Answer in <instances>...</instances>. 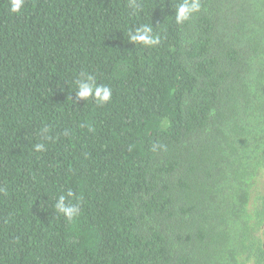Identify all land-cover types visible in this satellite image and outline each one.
<instances>
[{
  "label": "trees",
  "instance_id": "trees-1",
  "mask_svg": "<svg viewBox=\"0 0 264 264\" xmlns=\"http://www.w3.org/2000/svg\"><path fill=\"white\" fill-rule=\"evenodd\" d=\"M179 2L0 0V264H264V0Z\"/></svg>",
  "mask_w": 264,
  "mask_h": 264
},
{
  "label": "clouds",
  "instance_id": "clouds-1",
  "mask_svg": "<svg viewBox=\"0 0 264 264\" xmlns=\"http://www.w3.org/2000/svg\"><path fill=\"white\" fill-rule=\"evenodd\" d=\"M25 0H10L9 11L10 13L19 14L24 6ZM130 6L134 9H139L140 4L136 3V0H130ZM201 9V0H180L175 6V23L183 24L188 21L190 17L199 12ZM130 42L141 44L147 47H155L160 43V36L154 32L153 26L150 24H144L136 27L134 30H130L128 33ZM76 84V99L77 101L84 98L86 101L88 98H92L96 105H103L108 103L112 99V89L109 85L104 83H97L96 78L92 74H84L82 77L75 80ZM41 133L45 135L46 139H50L47 136L49 128L43 127ZM37 152L45 150V144L43 142L34 145ZM3 191V189H0ZM69 198L76 199L73 203ZM56 212L62 214L68 222L75 220L81 214L80 200L78 197H74V193L69 189L66 194H61L54 204Z\"/></svg>",
  "mask_w": 264,
  "mask_h": 264
}]
</instances>
